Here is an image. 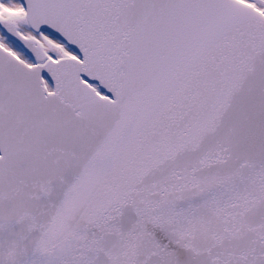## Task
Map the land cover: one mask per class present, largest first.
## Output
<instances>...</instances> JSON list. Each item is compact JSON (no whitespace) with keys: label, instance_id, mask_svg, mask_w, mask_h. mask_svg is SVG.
<instances>
[{"label":"snow or ice","instance_id":"snow-or-ice-1","mask_svg":"<svg viewBox=\"0 0 264 264\" xmlns=\"http://www.w3.org/2000/svg\"><path fill=\"white\" fill-rule=\"evenodd\" d=\"M0 264H264V0H0Z\"/></svg>","mask_w":264,"mask_h":264}]
</instances>
